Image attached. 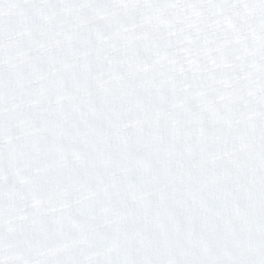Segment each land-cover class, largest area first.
<instances>
[{"label":"snow or ice","instance_id":"6c2138e0","mask_svg":"<svg viewBox=\"0 0 264 264\" xmlns=\"http://www.w3.org/2000/svg\"><path fill=\"white\" fill-rule=\"evenodd\" d=\"M0 264H264V0H0Z\"/></svg>","mask_w":264,"mask_h":264}]
</instances>
